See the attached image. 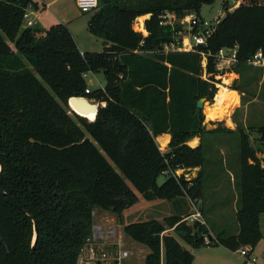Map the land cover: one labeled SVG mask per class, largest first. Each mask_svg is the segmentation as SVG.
<instances>
[{
    "label": "trees",
    "instance_id": "16d2710c",
    "mask_svg": "<svg viewBox=\"0 0 264 264\" xmlns=\"http://www.w3.org/2000/svg\"><path fill=\"white\" fill-rule=\"evenodd\" d=\"M216 1L99 0L88 28L104 49L82 52L65 23L46 30L24 26L27 7L38 9L37 1L0 0V264H82L94 212L122 217L139 194L148 201H174L179 210L163 222L124 225L128 237L148 246L145 264H193L194 253L171 229L195 249L255 250L263 239L264 149L259 156L243 129L224 128L240 136L238 232L213 237L207 222L186 219L188 200L203 197L206 163L202 144L193 148L187 142L223 130L207 129L197 107L200 98L213 100L218 91L215 56L238 45L234 69L242 74L246 59L264 51V0H241L232 11L224 0L226 14L207 45L165 51L183 31L180 24L160 23L165 12L201 17L203 6ZM146 15L145 35L135 24ZM91 73H103L104 88L86 92ZM71 97L99 102L96 117L93 111L79 110L88 118L75 112ZM257 132L264 147V125ZM165 133L171 139L164 154L156 138ZM181 165L200 170L158 183L170 166L176 171Z\"/></svg>",
    "mask_w": 264,
    "mask_h": 264
},
{
    "label": "rangeland",
    "instance_id": "374dc122",
    "mask_svg": "<svg viewBox=\"0 0 264 264\" xmlns=\"http://www.w3.org/2000/svg\"><path fill=\"white\" fill-rule=\"evenodd\" d=\"M35 1H40L42 7L44 6L41 0ZM46 1L49 2V0ZM228 2L229 9L232 11L240 4L241 0H228ZM223 3L224 0H217L213 4L204 5L201 10V17L208 21H213L218 16L223 18L226 14ZM49 7L47 18L57 16L59 19H63V23L70 28L83 52H98L104 49L103 40L94 35L88 28L92 12L83 13L78 8L76 0H55ZM147 18L149 15L137 20L135 27L138 31L144 32L141 28L142 25L145 26L144 22ZM59 19L57 22L60 21ZM48 21L43 18L38 25L44 30L49 29L53 22L50 24ZM185 26H182L184 32L177 35L181 41L187 35ZM241 70L242 74L234 69V73L230 72L226 76L224 74V78L219 79L218 85H216L218 91L213 100L205 97L206 103L202 108L203 124L207 129L222 128V132L204 134L202 139L200 136H195L187 142L193 148L202 144L206 156L204 194L198 200H188L187 219L192 217V220H189L190 223L196 220L194 218L202 219L199 211L203 208L205 220L213 237H216L220 232L235 233V225L238 228L236 197L239 193L238 177L241 171L240 136L239 133H230L224 128L238 131L243 129L249 135L252 145L259 150V156H263L261 150L264 147L259 141L260 134L257 130L264 125V69L249 65ZM86 80L88 88L92 91L102 89L106 85L103 73H91L86 77ZM47 87L50 89L48 85ZM85 98L93 104L99 103L88 97ZM222 100H225L226 103L219 118L216 120L209 118L208 109L220 107ZM84 117L86 116L84 115ZM196 139L197 142L193 144ZM156 141L164 154L170 152V141L167 144L163 143L161 138H156ZM182 166L178 167L177 174L181 175L188 172L187 177L196 176L200 170V167L186 170ZM166 171L158 178L159 184L164 183L168 176L174 173L171 166ZM177 204L171 200L148 201L139 194V201L125 210L122 217L111 211L96 210L94 226H97L98 229L94 231L93 227L91 239L83 248L79 262L82 264H145V258L150 251L148 246L128 237L124 233V225L133 221L149 219H157L163 222L166 217L179 212L176 208ZM261 229L263 239L260 241L258 249L252 253L251 258H256L254 261L242 255L240 249L234 251L224 246L215 245H202L196 249L192 248L172 230L169 232L173 233L184 246L194 253L193 264H263L264 213L261 215ZM162 263H164V244Z\"/></svg>",
    "mask_w": 264,
    "mask_h": 264
},
{
    "label": "built area",
    "instance_id": "2783aa9c",
    "mask_svg": "<svg viewBox=\"0 0 264 264\" xmlns=\"http://www.w3.org/2000/svg\"><path fill=\"white\" fill-rule=\"evenodd\" d=\"M76 4L78 8L83 12V13H88V12H93L96 10L99 6V0H76ZM34 8L32 4H29V6L26 9L25 13V19H24V26H33L35 25V22L33 19H31V14L34 12ZM140 19V18H139ZM222 20V17L218 16L213 21H208L202 17H199L197 14L193 13H188L184 17L179 18L177 15L173 12H165L161 16V24L162 25H171V26H176L177 24H180L181 26H185L187 29L185 33H187L186 36L183 37V41H180L178 39V45L172 44V45H166L165 46V51H170V50H181V51H193L195 48L199 45H207L208 39L210 36L215 32L218 24ZM137 23V22H136ZM136 25V24H135ZM136 29V27H135ZM144 30V34H147L146 28L144 25H142V28ZM137 30V29H136ZM138 31V30H137ZM140 31V30H139ZM184 32L183 31L180 33ZM238 50L239 46L235 45L234 47H223L220 49V51L216 54V63L215 67L217 70V75L216 79L219 80L221 78H224L227 74L230 72L234 73V67L236 64L240 62L238 58ZM204 54V53H203ZM246 64L250 66H254L257 68L264 69V51L262 49L257 50L252 56L246 59ZM203 67L206 69L207 67V58L204 56V59L202 61ZM88 75H86L87 77ZM205 79L209 78V75L205 73L203 75ZM209 80V79H208ZM213 82V81H212ZM216 85H218V82H215ZM90 88L86 89V92H90ZM105 105V104H104ZM177 171H174L173 175L174 176H181L180 174H177ZM167 171H164V174ZM187 175V174H186ZM95 214V212H94ZM200 215V213H199ZM94 231L98 229L97 226H93ZM113 233V231H111ZM207 243L209 242V238H206ZM241 254L244 256H247L250 260H256V258H251V248L249 246L242 247L240 249ZM127 254V253H125Z\"/></svg>",
    "mask_w": 264,
    "mask_h": 264
},
{
    "label": "crops",
    "instance_id": "0c3cea01",
    "mask_svg": "<svg viewBox=\"0 0 264 264\" xmlns=\"http://www.w3.org/2000/svg\"><path fill=\"white\" fill-rule=\"evenodd\" d=\"M42 2H43V4H44V6L42 7V5H41V3H39V2H37L38 3V6H39V8L38 9H36V10H34V12L31 14V16H33V17H31V19H33L34 20V22H35V24L37 25V24H39V22H40V20L41 19H43V18H45L46 20H49L48 22L51 24V22H53L52 23V25H54V24H56V22L58 21V19H59V17H54V16H50L49 18H47V13H48V10H50V4L52 3V2H54L55 0H49V2L47 3V1L46 0H41ZM42 9V10H41ZM44 10V11H43ZM50 13V12H49ZM60 21L59 22H57V23H63L64 22V20L63 19H59ZM80 48V47H79ZM81 50V49H80ZM82 51V50H81ZM83 52V51H82ZM157 138H161V140H163V143H168L169 141H170V139H171V135L169 134V133H165V134H162V135H160V136H158ZM236 200H237V197H236ZM202 209L203 208H201L200 209V211H199V213H200V216L202 217V219H199V220H201V221H203V222H207L206 220H205V213H203L202 212ZM191 214V213H190ZM192 216V215H191ZM188 218V217H187ZM186 218V219H187ZM194 219H198V218H194ZM188 220H192V217H191V219H188ZM235 227V233H237L238 232V228H236V225L234 226ZM173 232H174V230L173 229H171ZM170 230V231H171ZM175 233V232H174ZM211 233H212V231H211ZM173 234V233H172ZM260 243V242H259ZM259 245V244H258ZM258 245L256 246V248H255V250L254 251H252L251 252V256H252V253L253 252H255L256 251V249H258ZM221 247V246H220Z\"/></svg>",
    "mask_w": 264,
    "mask_h": 264
},
{
    "label": "water",
    "instance_id": "95a60500",
    "mask_svg": "<svg viewBox=\"0 0 264 264\" xmlns=\"http://www.w3.org/2000/svg\"><path fill=\"white\" fill-rule=\"evenodd\" d=\"M205 103H206V98L202 97L198 100L197 107L202 109L204 107ZM69 105L78 114H80L79 110L84 112V111H89L91 109H95L96 115H97L100 103L93 104L85 97H71L69 99ZM80 115H82V114H80ZM82 116H84V115H82ZM1 170H2V165H0V171ZM34 226H35V232H36L34 243H36V239H37V221H36V219H34Z\"/></svg>",
    "mask_w": 264,
    "mask_h": 264
},
{
    "label": "bare ground",
    "instance_id": "6f19581e",
    "mask_svg": "<svg viewBox=\"0 0 264 264\" xmlns=\"http://www.w3.org/2000/svg\"><path fill=\"white\" fill-rule=\"evenodd\" d=\"M224 95H225V93H224ZM225 103H226L225 100H222L220 102V107H218V108L217 107L209 108L208 111H207L208 117L211 118V119H214V120L218 119L219 118V115L223 112V110L225 108V105H224ZM91 111L95 112V117H96V110L95 109H91V110L85 111V112H91ZM196 142H197V139L193 141V144L196 143Z\"/></svg>",
    "mask_w": 264,
    "mask_h": 264
}]
</instances>
